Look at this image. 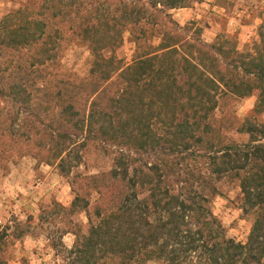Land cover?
Segmentation results:
<instances>
[{
  "label": "trees",
  "instance_id": "trees-1",
  "mask_svg": "<svg viewBox=\"0 0 264 264\" xmlns=\"http://www.w3.org/2000/svg\"><path fill=\"white\" fill-rule=\"evenodd\" d=\"M83 1L42 0L48 17L19 9L0 21V59L8 55L0 103L27 136L17 155L67 174L90 144L113 159L108 172L83 178L98 194L93 205L71 181L64 212L85 211L90 228L76 225L67 264L264 263V34L245 51L230 36L205 42L195 23L181 26L170 13L203 0ZM82 9L67 33L49 31L57 16ZM126 32L130 62L116 54ZM71 39L88 44L89 75L38 85L37 67L54 64ZM249 97L250 114L237 119L230 101ZM230 128L248 140L232 141ZM223 181L238 185L240 208L254 217L245 242L229 238L212 210ZM6 236L0 229V264Z\"/></svg>",
  "mask_w": 264,
  "mask_h": 264
},
{
  "label": "rangeland",
  "instance_id": "rangeland-1",
  "mask_svg": "<svg viewBox=\"0 0 264 264\" xmlns=\"http://www.w3.org/2000/svg\"><path fill=\"white\" fill-rule=\"evenodd\" d=\"M91 1L93 0H84L83 4ZM101 1L104 3V0ZM41 3L42 0H0V21L8 13L19 9H23V14L27 17L40 21L49 15L42 12ZM83 4H77L76 7H85ZM83 11L84 9L79 12L72 10L65 18L57 16L51 21L49 31L54 34L57 30L67 33L71 21H80ZM170 13L181 26L195 23L205 42L213 43L221 36H230L242 51L258 42L260 35L264 34V0H203L190 2L187 7L173 9ZM60 41L62 43V39ZM116 54L126 62L133 59L135 45L127 32L124 33L123 44ZM6 57L8 55L0 59L2 65ZM91 64L88 44L71 39L54 64L37 67V83L42 85L48 82L49 85L62 77L83 78L89 75ZM29 79H33V75ZM44 90L42 87L39 92L42 106ZM255 101L254 97L233 99L228 108L237 119L242 120L250 114ZM10 113L11 106L0 103V229L7 233L2 256L6 264H67L65 248L71 249L74 245V229H78L76 225L83 234H87L90 228L85 211L64 212V209L70 208L75 198L71 181L78 177L82 185L74 187L83 188L93 205L98 194L92 185H86L83 178L108 172L112 166V156L95 144H90L80 153L81 158L74 163L70 174L61 171L54 163L40 162L31 154L20 157L16 150L23 146V140L27 136L25 128H11L13 124L8 118ZM38 117L42 126L48 125L51 119L43 113ZM261 119H264V114ZM21 135H25V138H21ZM228 138L242 143L248 140V135L230 128ZM220 189L221 195L213 198L212 210L222 222L229 238L245 242L254 217L240 208V190L236 183L223 181Z\"/></svg>",
  "mask_w": 264,
  "mask_h": 264
}]
</instances>
